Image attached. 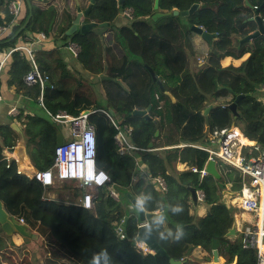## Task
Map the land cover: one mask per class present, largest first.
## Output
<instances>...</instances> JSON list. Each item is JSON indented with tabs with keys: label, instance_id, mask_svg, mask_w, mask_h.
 Segmentation results:
<instances>
[{
	"label": "trees",
	"instance_id": "trees-1",
	"mask_svg": "<svg viewBox=\"0 0 264 264\" xmlns=\"http://www.w3.org/2000/svg\"><path fill=\"white\" fill-rule=\"evenodd\" d=\"M248 1L259 7V15L264 19V0ZM153 3V0H125L118 6L116 0H94L86 21L107 22L108 25H96L69 36L65 32L72 22L74 9L68 15V23L54 31L55 11L50 6L33 12L29 23L17 36L0 39V49L17 45L27 31L34 34L43 31L56 43L61 39L65 41L52 49L40 47L35 53L38 66L49 77V85L43 92L44 108L38 102V85H27L24 81L30 63L23 52H13L5 64L6 75L2 76L5 67L0 75L1 95L3 77L9 87H14L16 94L31 101L33 115L24 116L22 133L32 170H45L54 161L60 129L53 126L46 110L53 114L66 111L73 116L90 110L95 111L89 115V121L96 129V165L110 177L106 185L97 188L93 209L45 199V189L38 181L16 173L14 159L6 167L2 152L16 145L12 136L16 133L10 125L0 127V199L10 215L18 221L23 219L30 232L34 231L43 240L47 252L43 264H89L94 253L105 249L111 264H170L169 258L153 252L143 254L135 246L136 214L131 211V205L128 212L126 204L139 194L153 197L146 212L161 211L166 216L164 224L154 227L174 231L178 224L183 225L185 234L179 241L160 239L159 232H153L170 258L182 264H197L188 257L191 248L199 246L210 251L212 239L217 238L225 243L229 256L237 257V264H256L253 248H242L238 238L231 241L224 236L233 218L218 221L217 233H211L205 217L192 212L194 204L190 188L203 192L201 203L209 208V217L214 215L215 209L221 206L219 181L210 175L201 179L199 173L177 170L176 165L185 163L200 170L207 162L208 154L190 145L205 144L206 133L222 135L232 123L244 137L264 147V104L258 98V89L264 84V35L240 43V39L257 29V23L249 20L253 10L244 0H159L158 11L161 12L174 8L186 10L198 4L187 16L189 22L184 24V34L177 21L179 16H164L153 21ZM128 8L132 10L129 24L116 26L118 13ZM11 21L12 16L8 13L4 18L0 17V25ZM191 25L215 34L206 61L193 70L183 47V40L190 42ZM106 31L111 33L119 56L104 43ZM68 39L80 48L75 56L77 65L72 67L64 55ZM245 53L248 56L240 65L222 66L225 57L238 59ZM147 66L152 68L162 82L163 91H168L174 102L160 90ZM85 74L103 75L104 102L81 90L91 86V80L86 79ZM240 94L243 97L236 104L234 116L226 106ZM208 106L211 108L205 111ZM148 107L150 119L132 114L134 109ZM101 110L121 120V125L131 127L128 139L137 149L119 154L114 138L117 131ZM150 142L153 143L151 148L148 147ZM180 144L186 146L174 147ZM216 166L221 174L220 182L231 184V189L238 193L243 183L241 174L220 162ZM156 176L166 180L167 192H161L155 186L153 178ZM176 203L183 205L180 215H172L168 210L169 204ZM125 217L128 220L122 229ZM117 225L124 238L116 234ZM13 246L0 228V264L10 261L7 253H16L13 248H21Z\"/></svg>",
	"mask_w": 264,
	"mask_h": 264
},
{
	"label": "built area",
	"instance_id": "built-area-1",
	"mask_svg": "<svg viewBox=\"0 0 264 264\" xmlns=\"http://www.w3.org/2000/svg\"><path fill=\"white\" fill-rule=\"evenodd\" d=\"M10 9L12 13L16 14L18 12V5L12 4ZM6 30V26L0 27V36ZM44 38L45 35L40 33L35 37L31 36L23 44L0 51V75L13 52L21 51L27 56L30 70L24 76V81L27 85H38V102L43 108V92L47 86L46 83L49 82V77L38 66L33 45L40 44ZM67 48L74 56H77L80 50L77 45L67 46ZM258 92V98L264 96V84L259 87ZM1 100L2 97L0 96V102ZM101 111L109 118L117 131L114 138L119 154L123 155L130 150L137 149L128 139V136L131 134V127L121 125V120L113 118L104 110ZM46 112L52 123L60 129V134L63 138L61 143L55 146L53 164L45 170H34L28 173L19 166L17 158H11V156L4 154L6 167H9L10 160L14 159L17 162L16 173L22 174L26 178L35 179L44 187L45 191H47V188L52 187L56 181L76 182L79 191H81L76 204L85 209H93L97 188L106 185L110 180L106 171L98 168L96 165V129L94 124L89 121V115L95 111H82L77 116L70 115L66 111H59L55 114L48 110ZM9 114L16 116L20 114V111L16 107H13L10 109ZM223 134L224 137L222 138ZM223 134L209 135L205 139L206 143L202 145L191 144L190 146L207 152V162L200 170L195 166L188 167L185 164H182L183 169L199 173L202 179L209 175L206 170L208 161L214 160L215 162H220L234 168L241 174L243 183L241 190L238 192L239 204L235 207L242 213L250 214L252 221L239 228V241L242 248H253L255 250L256 264H264V147L253 145L250 147L251 149H246V144L243 141L244 138L239 129L235 127H230ZM184 146L186 145L180 144L174 147L183 148ZM101 173L107 179L102 183H98L97 181ZM153 181L159 191L167 192L168 185L163 177L156 176L153 178ZM111 194L116 198L115 192L112 191ZM196 194L198 202H202L204 198L203 192L196 190ZM19 222L24 224L23 219H19ZM115 232L120 238H124L120 226L117 225ZM135 246L143 254L151 253V250L142 242L135 240Z\"/></svg>",
	"mask_w": 264,
	"mask_h": 264
},
{
	"label": "crops",
	"instance_id": "crops-1",
	"mask_svg": "<svg viewBox=\"0 0 264 264\" xmlns=\"http://www.w3.org/2000/svg\"><path fill=\"white\" fill-rule=\"evenodd\" d=\"M124 1L125 0H123V3H124ZM14 2H16L18 5V12L16 14L12 13V10L10 9V6L12 4H14ZM116 2L118 5V0H116ZM153 2H154V0H153ZM0 3H1L0 4V17L4 18L6 13H8L9 15L12 16V21L9 24H5V22H3V24L0 25V27H2V26L7 27V30L0 36V39H2V38H5L9 35L12 37L17 36L18 33L27 26V24L30 21V18L33 15V12H35L38 9H40V10L48 9V8H50V6L54 7V11H55V16L53 19V30L56 31V30H58V28L66 25L68 23V21H69L68 15H71V13L73 12V9H74V16L72 18V22H73V20L75 19L76 13H77V9L78 8H80L81 10L86 9L90 3V0H3ZM153 5H154V3H153ZM118 6H121V5H118ZM129 11L130 12L132 11L131 8L124 9L118 13V15L115 19V25L116 26L129 24V22L131 21V18L129 17L130 18L129 19L128 17H126L124 15L126 13L129 15ZM88 14L81 19L82 23L89 22V21H86ZM72 22L70 23L69 28L71 27ZM90 22H94V21L91 20ZM76 31H79V29H77ZM40 33L44 34L45 38L41 41L40 44L33 45L34 54L36 53V51L40 47H42V48L45 47L46 49H52L54 47V45H56V44L60 45L63 42H65L61 39V40H58L56 43L52 37L48 38V36L43 31L37 32L35 34L27 31L25 33V38L23 40H21V38H19V43L17 45H20V44L27 42L31 36L35 37ZM67 36H69V35H67ZM106 36H107V34H106ZM198 37H200V36L198 35ZM201 40H202V38H201ZM204 41H206V40H204ZM67 42H68V46H75L76 45L74 42H71L69 39L67 40ZM210 43H211V41H210ZM210 43H209L208 51L211 50ZM11 47L12 46H10V45L7 47H3L0 49V51L6 50V49L11 48ZM64 55H65V59L67 61H71L72 57L74 56L68 50V48H66V49L64 48ZM247 56H248V53H245L242 57H240L238 59H235V58L228 56L222 60L221 64H222V66H228V65L238 66V65H240V63L244 59L247 58ZM206 57H207V53H206L205 57H202L203 58L202 64H204V62L206 61ZM74 65H77L76 62ZM6 69L7 68L5 65L4 72L6 71ZM4 75H6V72L2 76L4 77ZM3 77H1L2 78V84H1L2 95L0 94V96L2 97V100L0 102V127L10 125L15 130L16 135L12 134V136H14V138H15L16 145L13 147V149H14L13 152H9L8 149H6L2 152V155L5 154V155L11 156V158H14V157L17 158L16 150L18 148L19 149L22 148L25 159L22 161L18 160L19 166L25 172L31 173L34 170H32V164H31V161L27 155L26 148L24 146V139H23V133H22V127H23L22 120L24 119V116L33 115V109L31 107V101L29 99L22 98V96L20 94H16L14 87L13 86L9 87L7 85V82H5V78H3ZM6 80H7V78H6ZM261 98H259V99L264 104V96ZM13 107H16L20 111L19 115L14 116L12 114H9L10 109ZM234 127L238 129V127L235 126V124H234ZM240 133H241V131H240ZM206 134H207L206 137H208L209 135H212L209 132ZM242 137L244 139H246V141H244L246 144L245 148L251 149L250 147L253 146L254 141L248 140L246 137L243 136V134H242ZM22 158H23V156H22ZM182 164H185V163H177L176 169L180 170V171L185 170V169H183ZM216 164H217V162H216ZM185 166H187V165L185 164ZM216 168H217V166H216ZM53 187L54 186L47 188V193L53 191L54 190ZM223 189H224L223 191L221 189V198L219 200V203L221 206L215 209L213 216L209 217L207 215L209 208L207 206H205L204 204H202L201 202H197V204L194 205V209L192 210V212L199 217H205L206 227H207V229H209V231L211 233H217L216 224L218 221H225L229 217L233 218V220H235V235L226 237L232 241L235 238L239 239V228H241L243 225L247 224L248 222L252 221V216L248 213L240 212L235 207L239 204V203L235 204L238 193L236 194V192L231 189V184H229V183L225 184ZM74 194H75V192H74ZM235 209H236V212H235ZM237 215L240 216V219L237 218L238 217ZM10 239L16 246H18V245L20 246L24 242V240H22V238L18 235H13ZM217 251H218L217 262L213 261L211 246H210V251H208L202 247H199V246L193 247V248H191L188 257L190 260L196 262L197 264H237V257L229 256L228 253H226L225 243L220 241L219 239H217ZM7 255L10 256L11 258H13V254L7 253Z\"/></svg>",
	"mask_w": 264,
	"mask_h": 264
},
{
	"label": "water",
	"instance_id": "water-1",
	"mask_svg": "<svg viewBox=\"0 0 264 264\" xmlns=\"http://www.w3.org/2000/svg\"><path fill=\"white\" fill-rule=\"evenodd\" d=\"M2 1L3 0H0V2H2ZM244 2H245L246 6H248L249 8H251L253 10V16L250 17L249 20H254L257 23V29L255 31L247 34L245 37H243L240 40V43H248L253 38H255L259 35H264V19L259 15V7H255V6L251 5L248 0H244ZM93 3H94V0H90V3L85 10H81L80 8L77 9L75 19L73 20L71 27L66 31L67 35H71L77 29H79V31H81V32H85L88 29H90L91 27H94L96 25H99V26H107L108 25L107 22H102V23H96V22L82 23L81 22V19L89 13V11L91 9V5ZM158 3H159V0H154L153 8L155 10V13L151 16L153 21H156L157 19H159L161 17L171 16V15L187 17L190 14H192L193 11L198 7V4L195 3L190 8H188L186 10H178L177 8H174L171 11L161 12V11H158ZM14 4L17 5L16 2H14ZM122 4H123V0H118V5H122ZM124 15L127 16V14H124ZM190 29L192 31H194L197 35H199L202 39L206 40L209 43L215 36V34L208 33L206 30H204L200 26L191 25ZM147 69L149 70L152 79L157 83L160 90L163 91L164 88H163L162 82L156 77L152 68L147 66ZM163 92L166 95H168L172 99L173 102L175 101L174 98L172 97V95L168 91H163ZM242 97H243L242 94L236 96L235 100L233 102L227 104V106H226L232 112V114L234 116L237 113L236 112V104H237L238 100ZM210 108H211V106H208L205 111H208ZM149 109H150V107H148L145 110L134 109L132 114L143 115L146 119H150V116L148 115ZM85 111H87V110H85ZM53 126L57 129V126L55 124H53ZM233 127H234V123L231 124V128H233ZM157 135H158V131L155 132V136H157ZM221 137L223 138L224 134ZM61 141H62V135L59 133L58 139H57V145L60 144ZM253 145H257V142L254 141ZM152 146H153V143L150 142L148 144V147L151 148ZM8 151L13 152L14 149L10 148V149H8ZM16 156H17L19 161H22L25 159L22 148L21 149L18 148L16 150ZM22 156H23V158H22ZM206 170L208 171V173L211 177H213L215 180L219 181V187L223 191L224 190L223 189L224 184L222 182H220L221 175L216 168V162L214 160L208 161V163L206 165ZM190 193H191V200H192L193 204L196 205L198 202L196 190L194 188H190ZM134 199H135V197H131L130 205L132 204ZM158 213H159V211L144 212V213L136 214V220L135 221H136V225H137V233L135 236V240L138 242L144 243L149 248V250H151V252L156 253V254H161L164 257L169 258L170 264H182L181 261L174 260L173 258H170L168 256L166 251L157 242L153 233H151V234L146 233L142 228L143 224H145L150 218H152L154 215H156ZM161 213L164 214L163 212H161ZM127 220H128V217H125L124 221L122 223V226H121L122 229L125 227ZM0 228H1L2 232L5 234V236L8 238H11L13 235H18L23 240L37 239L38 238L37 234L30 232L27 225L20 223L15 217H13L12 215L9 214V212L7 211V209H6L4 203L2 202L1 199H0ZM234 235H235V220L232 221L231 226L227 229L224 236L229 237V236H234ZM211 250H212V255H213V261L217 262L218 251H217V239L216 238H213L211 241Z\"/></svg>",
	"mask_w": 264,
	"mask_h": 264
},
{
	"label": "rangeland",
	"instance_id": "rangeland-1",
	"mask_svg": "<svg viewBox=\"0 0 264 264\" xmlns=\"http://www.w3.org/2000/svg\"><path fill=\"white\" fill-rule=\"evenodd\" d=\"M126 17L131 18L130 11H129V15H127ZM177 21L179 23L180 29L182 30L184 34V24H187V22H189L188 17L179 16V19ZM190 33L191 35H189V38H188L190 42H187V41L184 42L183 40V44H184L183 47H184L185 53L187 52V55H188L189 67L193 70L202 65V60H203L202 57L206 56V53L209 49V43L207 41H204L203 39L201 40V37H198V35L194 34L192 31ZM104 36H105L104 43L111 46V48H113V52L119 56L120 53L117 47H115L114 42L111 41L112 39L111 33H109V31H106L104 33ZM75 58L76 57L73 56L71 61H68L70 64V67H72L75 64L76 62ZM85 77L86 79L91 80V86H90V89H87L88 91L86 90L85 86L82 87L81 90H83L85 94H92V96H95L99 100L104 102L105 101V88L103 87V84L101 83V79L103 75L97 74L95 75V77H93L89 74H85ZM46 85L48 86L49 82H47ZM33 108L39 109L37 106H33ZM53 186H54L53 191L48 192V193L47 191H44L45 199L54 200L55 202L62 203L64 205L76 204L78 202V197L81 191H79L78 185L76 182L71 183L68 181H65V182L56 181ZM126 205H127L126 206L127 211L130 212V204L128 203ZM235 212H236V209H235ZM237 218L240 219V216H238ZM33 233L35 232L33 231ZM14 246L15 247L21 246L19 250H16L15 248H13V250L17 253L18 256L16 255V253H13V258L10 257V261L8 260L6 264H43V259L47 255L45 244L43 240L41 239V237H38L35 240H24V242L20 246L19 245L16 246L15 244Z\"/></svg>",
	"mask_w": 264,
	"mask_h": 264
},
{
	"label": "clouds",
	"instance_id": "clouds-1",
	"mask_svg": "<svg viewBox=\"0 0 264 264\" xmlns=\"http://www.w3.org/2000/svg\"><path fill=\"white\" fill-rule=\"evenodd\" d=\"M107 177L101 173L100 178L98 179V183H102L106 180ZM153 197L150 194H139L135 197L134 201L131 204V211L134 214L144 213L148 210L147 204L151 201ZM168 210L171 212L172 215H180L183 212V205L180 203L176 204H169ZM166 221V216L159 212L158 214L154 215L150 220H148L145 224L142 225L143 230L146 233H153L154 231L159 232L160 239H173L179 241L184 236V228L183 225H177L175 230L167 229L161 231L160 229L154 227V225L164 224ZM89 264H111V257L108 254L107 250H101L98 253H94L89 260Z\"/></svg>",
	"mask_w": 264,
	"mask_h": 264
},
{
	"label": "bare ground",
	"instance_id": "bare-ground-1",
	"mask_svg": "<svg viewBox=\"0 0 264 264\" xmlns=\"http://www.w3.org/2000/svg\"><path fill=\"white\" fill-rule=\"evenodd\" d=\"M233 199H234V198H233ZM238 201H239V194L237 195V198H236V202H235V204H236V203L238 204V203H239ZM230 202H231V201H230ZM232 204H233V203H232ZM232 206H233V205H232Z\"/></svg>",
	"mask_w": 264,
	"mask_h": 264
}]
</instances>
